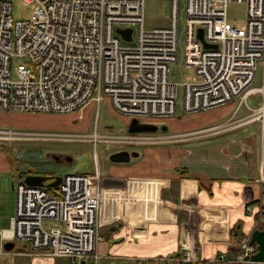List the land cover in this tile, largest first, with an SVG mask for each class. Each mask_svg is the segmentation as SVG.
Instances as JSON below:
<instances>
[{
	"label": "built area",
	"instance_id": "2783aa9c",
	"mask_svg": "<svg viewBox=\"0 0 264 264\" xmlns=\"http://www.w3.org/2000/svg\"><path fill=\"white\" fill-rule=\"evenodd\" d=\"M20 1L31 7L29 19L14 20L12 3L0 0L3 112L71 113L107 97L116 113L140 123L162 125L176 113L178 85L183 88L185 113L236 99L240 105L252 90L257 61L263 59L264 64V0H186L183 62L193 69V76L190 82L179 84L169 79V65L176 62L178 52V0H170L169 25L148 30L143 26L144 0ZM230 2L246 4L242 27L227 21ZM117 28H131V39L123 40ZM133 34L135 42L130 44ZM13 58L23 59L17 65L15 80L11 78ZM259 91L263 92L262 88ZM252 111L258 113L255 118L264 133V101ZM233 115L204 128L171 134L157 124L153 132L122 134L0 127V141L164 144L221 131L236 122ZM103 181L99 169L94 174L66 173L55 187L48 186L49 182L29 186L19 180L14 184L16 200L10 226L0 231V238L22 243L18 254L65 257L70 264H101L105 256L98 253L97 245L104 238L102 204L116 192L106 189ZM262 212L256 221L258 227L264 221V209ZM51 220L58 225L46 222ZM235 244L234 252L219 254L215 262L264 264L252 260L258 246L249 236L236 235ZM171 259L174 264H196L199 260L191 249ZM140 264L155 263L142 259Z\"/></svg>",
	"mask_w": 264,
	"mask_h": 264
},
{
	"label": "crops",
	"instance_id": "0c3cea01",
	"mask_svg": "<svg viewBox=\"0 0 264 264\" xmlns=\"http://www.w3.org/2000/svg\"><path fill=\"white\" fill-rule=\"evenodd\" d=\"M260 88L264 95V86H252L240 105L236 99L192 113L193 117L183 122L169 119L171 131L180 132L176 130L180 126L192 129L224 121L237 107L236 113L247 106L248 98L259 94ZM94 102L75 111L73 116L72 112L0 111V127L60 132L80 127L85 130L89 124V117L85 116ZM247 108L252 111L256 107ZM78 119L81 124H77ZM191 139L199 141L192 146L149 147L133 156L135 161L130 158L127 162H117L107 173V178H121L119 185H124L126 180L134 185L147 182L145 186L149 188L153 184L155 203L148 204L134 196L120 197L127 195L133 183L130 188L125 184V189L112 192L113 196L101 209L104 238L97 245L98 253L105 256L101 264H140L142 259L155 264H174L171 257L185 249L195 253L199 259L196 264H217L215 257L219 254L236 250V235L250 237L257 229V218L264 209V133L259 121L253 118L217 135H199L185 141ZM19 161L14 162L9 153L0 150V197L7 182L15 192L14 184L26 174L54 176L51 167H41L34 161H29L31 165L27 167ZM14 173L16 180L12 178ZM122 198L124 201L114 210L111 205ZM14 209L15 204L3 212L0 231L9 228ZM8 241L14 243L10 250L4 248ZM18 249L14 241L0 238V264H70L67 258L63 260L65 263L58 260L65 257L18 254Z\"/></svg>",
	"mask_w": 264,
	"mask_h": 264
},
{
	"label": "rangeland",
	"instance_id": "374dc122",
	"mask_svg": "<svg viewBox=\"0 0 264 264\" xmlns=\"http://www.w3.org/2000/svg\"><path fill=\"white\" fill-rule=\"evenodd\" d=\"M12 3L13 11L12 17L14 20H21V19H29L33 11L30 6L24 5L20 0H8ZM185 8H186V0H178V52H177V60L174 63L169 65V79L174 83H182L183 81L190 82L191 77L193 76V69L190 67H185L183 62V53H184V22H185ZM170 14H171V2L170 0H144L143 4V26L144 29L148 30L155 27H167L170 23ZM227 21L236 27H242L246 21V4L244 2H230L227 6V13H226ZM135 42V35L133 34V41L130 44H134ZM263 59L257 61V66L255 70V77L251 86H264V66H263ZM23 59L21 58H13L11 60V78L15 80L17 78V65L21 64ZM264 95L263 92L253 94V97L248 98L247 106L261 107L263 104ZM239 99L236 101L238 102ZM235 101V100H234ZM236 102V103H237ZM183 103V88L181 85L177 86V96H176V113L173 117L164 119L162 124H166L169 127V130L166 133H180V132H188L199 128L207 127L208 125H204L198 128L186 129L176 128V130H181L180 132L171 131L173 126L168 122L169 119L174 121H186V119H190L193 117L194 114L192 113H185L182 108ZM246 106V105H245ZM243 106L242 110L235 113L236 110L231 113L233 115V119L236 121L229 126L222 128V130H218L217 132H210L212 134L209 135H217L221 132H225L229 129L236 128L242 125L243 123L249 121L250 119L255 118L258 116L257 114L254 115L253 111H250L247 106ZM251 108V109H256ZM3 112V111H2ZM12 112V111H10ZM202 112V110L194 112L195 114ZM229 113V114H230ZM73 116L74 112L71 113ZM231 115V116H232ZM243 116V117H242ZM85 117H89V124L88 128L85 130H81L76 128L73 130H67L66 133L69 132H81L90 134L94 130L97 133H116L122 134L126 133L127 125L129 124L130 117L121 115L116 113L115 111L110 108L109 103L103 98L100 102H94L92 105L91 110L86 113ZM239 117V118H238ZM72 119V118H71ZM87 119V118H86ZM229 118H226V120ZM145 120V119H143ZM237 120H241V123L237 124ZM258 120V119H257ZM261 120V119H259ZM146 121H150L149 118ZM225 121V120H224ZM223 122V121H222ZM76 123V122H75ZM81 119L77 121V124H81ZM226 123V122H224ZM230 123V122H229ZM153 124H157L159 127L161 126L158 122H153ZM182 124V123H179ZM223 124V123H222ZM183 125V124H182ZM260 130H261V123L259 122ZM9 128V127H8ZM27 130L26 128H23ZM30 130H39V129H30ZM54 131V130H49ZM60 132L59 130H57ZM199 140H187L178 138L177 141L164 143V144H151V145H130V144H106V143H96L93 144L88 141H80V140H59V141H16V140H8V141H0V150L9 153L10 158L14 162H22L25 166H30L29 161H34L38 163L41 167H51L52 171L54 172V176H62L66 173H95V169H99L102 173L101 176L105 179L107 178V173L111 170L112 167H116L118 163L112 162L109 157L111 154L126 150L128 152H144L145 149H151L149 147H160V146H192L195 145ZM143 147V148H140ZM17 153L18 156H15L14 153ZM20 155V158H19ZM52 155H59L62 157L59 159L60 161H55ZM71 157V161H65V156ZM131 161H135L134 157H131ZM98 167V168H97ZM46 178H52V174H45L42 173ZM50 175V176H49ZM123 176V175H121ZM13 180L17 179V174H12ZM114 178V177H112ZM116 180H122L121 178ZM133 182L131 180H126L125 184H128L129 188ZM124 185H105L103 186L106 189H125ZM130 184V185H129ZM148 185L147 182L144 183ZM143 184H135L133 183V187L129 189L127 195H120V197H136L145 200V203L153 204L155 203V195L151 188H154L153 184L145 186ZM4 193L0 197V221L1 217H3L5 211L10 209L15 204V192L11 190L10 183L7 182L4 186ZM115 199V198H113ZM125 199V198H124ZM122 198L117 203H113L112 208L116 210L118 205L124 201ZM106 202V201H104ZM111 208V209H112ZM49 222L51 225H58L57 221H46ZM259 225V223L257 224ZM256 225V226H257ZM258 228V226H257ZM17 247L21 244L19 241L16 242ZM98 251V250H97ZM109 257V256H108ZM62 261H66V258L58 259ZM64 260V261H63ZM65 263V262H64Z\"/></svg>",
	"mask_w": 264,
	"mask_h": 264
},
{
	"label": "water",
	"instance_id": "95a60500",
	"mask_svg": "<svg viewBox=\"0 0 264 264\" xmlns=\"http://www.w3.org/2000/svg\"><path fill=\"white\" fill-rule=\"evenodd\" d=\"M116 32L118 34H120L121 38L125 41H129L131 39V32H132L131 28H126V29L117 28ZM198 36H199V38L202 37L201 29L198 30ZM129 124H130V126H132L133 124H137V125L134 126L133 128H128V132H138V131H152L153 132V131H156L158 128L157 125H155V124L140 123L135 118L131 119ZM160 129L162 131H167V125L162 124L160 126ZM137 155H138V153L135 151L128 152L126 150H123V151H119V152L111 154L109 159L112 162H127V161H129V159L131 157L137 156ZM52 157L55 161H58V159L60 158L59 155H52ZM64 159L67 162L71 161V157H69L67 155L64 157ZM60 180H61V176H56L54 178V180L47 183V185L55 187L58 185ZM23 181L29 186H42L46 183L45 182L46 177L44 175H38V174H26L23 177ZM103 183L105 185H119V184H121V181L116 180V179L107 178V179H104ZM250 242L255 243L258 246L257 252L252 256V260H254L256 263L257 262H263L264 261V221L261 224L260 228H257L254 231H252V233L250 235ZM13 246H14V243L11 241L4 243V248L6 250H10Z\"/></svg>",
	"mask_w": 264,
	"mask_h": 264
},
{
	"label": "flooded vegetation",
	"instance_id": "af4514ba",
	"mask_svg": "<svg viewBox=\"0 0 264 264\" xmlns=\"http://www.w3.org/2000/svg\"><path fill=\"white\" fill-rule=\"evenodd\" d=\"M136 125H137V124H133L132 126H130V124H128V125H127V130H128V128H133V127L136 126ZM61 158H62V157H60L59 159H61ZM59 159H58V161H60ZM49 181H50V178H46V181H45V182L47 183V182H49Z\"/></svg>",
	"mask_w": 264,
	"mask_h": 264
},
{
	"label": "trees",
	"instance_id": "16d2710c",
	"mask_svg": "<svg viewBox=\"0 0 264 264\" xmlns=\"http://www.w3.org/2000/svg\"><path fill=\"white\" fill-rule=\"evenodd\" d=\"M53 177V176H52ZM261 226H259L258 228H260Z\"/></svg>",
	"mask_w": 264,
	"mask_h": 264
}]
</instances>
